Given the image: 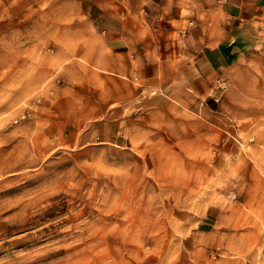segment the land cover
Wrapping results in <instances>:
<instances>
[{
    "label": "rangeland",
    "instance_id": "obj_1",
    "mask_svg": "<svg viewBox=\"0 0 264 264\" xmlns=\"http://www.w3.org/2000/svg\"><path fill=\"white\" fill-rule=\"evenodd\" d=\"M224 4L0 0V264H264V10Z\"/></svg>",
    "mask_w": 264,
    "mask_h": 264
},
{
    "label": "crops",
    "instance_id": "obj_2",
    "mask_svg": "<svg viewBox=\"0 0 264 264\" xmlns=\"http://www.w3.org/2000/svg\"><path fill=\"white\" fill-rule=\"evenodd\" d=\"M264 10V0H225V4L222 6V12L226 15L227 26L226 29L235 31V34L243 33L250 30L251 24L258 17L259 10ZM183 18L179 15L172 14L165 19L164 35L163 39L166 41L165 53H163L158 59L160 62L158 65L167 63L171 60H175V39L172 41L165 36V34L182 31L183 29ZM116 46L115 43H113ZM242 46L240 43L230 42V40L220 41L216 47H211L202 57L195 59L196 67L200 68L205 74V77L210 78L211 76V64L214 61H231L234 55L233 50H238ZM115 51L120 55L126 65V55H122L119 48ZM219 52V53H218ZM175 74V66L173 64L171 70V76Z\"/></svg>",
    "mask_w": 264,
    "mask_h": 264
},
{
    "label": "built area",
    "instance_id": "obj_3",
    "mask_svg": "<svg viewBox=\"0 0 264 264\" xmlns=\"http://www.w3.org/2000/svg\"><path fill=\"white\" fill-rule=\"evenodd\" d=\"M222 1H225V0H222ZM191 24H192V21L191 20H187L186 26H190Z\"/></svg>",
    "mask_w": 264,
    "mask_h": 264
}]
</instances>
